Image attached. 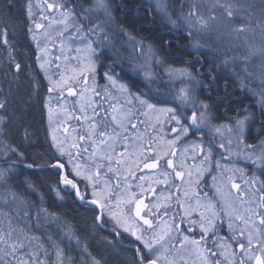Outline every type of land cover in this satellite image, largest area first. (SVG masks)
I'll return each instance as SVG.
<instances>
[{
    "label": "snow or ice",
    "instance_id": "6c2138e0",
    "mask_svg": "<svg viewBox=\"0 0 264 264\" xmlns=\"http://www.w3.org/2000/svg\"><path fill=\"white\" fill-rule=\"evenodd\" d=\"M258 3L257 9L255 0L250 3L214 0L210 7H205L202 0H190L189 10L184 11L182 3L180 15L175 20L169 12L167 0H156L155 9L172 27L186 26L189 37L193 38L217 27L223 28L237 40L254 37L259 31L260 45L249 43L248 54L239 59L247 62L252 56L259 55L264 67V0H258ZM32 7L29 0L28 16L34 21ZM37 7L41 9V19L48 23L47 26L35 23V28L42 30L48 40L53 38L51 33L55 32L60 40L61 54L65 51L69 53L63 55L65 64L75 62L74 67L65 68L70 75L61 72L60 65H57L59 78L54 80L48 77L49 92H58V103L60 99H65V92L68 97L78 98L71 105V112L61 107L54 114L53 109L49 108V125L54 122V115L58 125L72 119L79 125L71 130L63 127L62 132L60 127L52 129V147L57 156L51 165L39 166L41 170L51 168L60 171V184L74 194L80 207L97 213L93 217L96 224L103 227L110 220L115 235H122L119 231L122 229L123 233L134 237L136 264H264V179H261L264 176V140L256 145L244 143L250 117L236 120L235 128L212 125L209 105L197 100L190 86L179 88L173 96L181 108L191 110L190 116L176 108L160 107L161 98L167 94L151 87L156 78L150 71L144 73L148 85L145 91L133 92L128 84L120 82L112 71V64L107 65L108 70L103 74L107 83L98 85L96 70L98 64L103 66L101 57L105 55L104 46L108 41L106 28L111 19L108 0H94L88 7L81 0H74L71 4L69 0H42ZM217 9H220L219 13ZM44 12H48L52 18L43 15ZM54 13H58L59 19L52 15ZM101 14L107 18L104 22L99 20ZM28 31L33 32L31 26ZM31 38L37 41L35 34ZM129 39L134 40V37L129 36ZM0 42L8 47L9 58L12 59L7 28L0 29ZM194 47H201L199 40H196ZM37 48L40 53L37 60L41 69L46 70L49 64L45 59L47 47L40 48L37 41ZM149 52H152L151 47ZM152 55L155 53L152 52ZM232 59L235 61L237 58ZM155 62L164 63L162 59ZM20 67V64H15L16 69ZM243 71L245 79L252 76L246 69ZM165 72L170 80L177 77L189 81L195 79L192 72L185 68L168 66ZM261 101L264 105V93L261 94ZM3 107L4 104L0 103V109ZM77 111L81 115L76 116ZM61 115L64 120H60ZM4 120V117H0V123ZM166 125H175L170 127L172 139H167ZM205 131L213 138L223 139L225 132L229 136L235 135L237 145L242 146L241 151L235 154L231 152V139H228L227 146L220 143L218 148L229 156H242L261 176L253 174L247 177L242 168L222 166L219 160L213 162L214 145L209 143L205 146L202 143ZM190 133H201L197 137L201 143L192 141L190 145L177 150V144ZM118 148L121 150L117 151ZM10 151L16 153L15 149ZM189 151L193 153L192 159L200 160L198 165L186 163ZM257 151L259 155H255ZM17 154L24 158L23 153ZM66 165L67 171H64ZM213 166L218 172L212 176V195L196 191L200 178L206 172L211 174ZM27 167L32 168L33 165ZM145 170L152 174L143 175ZM13 171L12 167L0 169V184L6 185ZM237 173L241 183L235 182ZM133 178L139 180L135 184V192L130 183ZM177 178L180 183L175 182ZM77 180L82 182L83 190ZM154 184L167 186L170 189L168 194L158 193ZM173 188L175 194L171 191ZM146 195H151L155 203H145ZM57 196L63 199L59 191ZM0 200L4 205L0 207V216L3 217L0 220V264H73L72 258L65 256L64 248L51 235L47 239L51 243L52 253L42 237L29 234L28 211L23 212L26 223L14 226V221L20 216V205L24 203L15 192H11V199L5 195ZM172 201H175V210L169 216ZM5 207L10 211H5ZM41 215L44 223L57 219L55 214L41 208L37 213V229L42 228ZM225 230L227 234L221 235ZM64 236L69 243L75 240L80 246L79 238L71 230H66L61 239ZM83 251L87 252L86 245ZM50 255H55V261L48 259ZM91 259L92 264H100L95 257Z\"/></svg>",
    "mask_w": 264,
    "mask_h": 264
},
{
    "label": "trees",
    "instance_id": "16d2710c",
    "mask_svg": "<svg viewBox=\"0 0 264 264\" xmlns=\"http://www.w3.org/2000/svg\"><path fill=\"white\" fill-rule=\"evenodd\" d=\"M108 2L114 25L123 28L139 42L151 46L157 58L162 59L166 65L192 72L196 81L200 82L194 90V96L209 105L208 114L213 117L212 124L233 123L247 116L250 119L245 129L244 143L256 145L264 140V105L259 79L256 74H252L249 79L244 78L243 70L247 68L243 61H233L232 57L208 42L200 43L201 47L195 48L198 35L189 37L186 26L172 27L156 11L152 0ZM189 2L190 0H167L172 19L175 20L180 15L182 3L184 11H188ZM202 2L205 7L212 4L211 0ZM242 2L250 3L253 0ZM28 3L29 0H0V29L8 30L13 57L9 58L8 47L0 42V103L4 104L0 109V117L5 118L0 123V169H14L7 184H0V197L7 195L11 199V192H15L24 201L20 205V216L14 221V226L26 223L23 212L28 211L31 228L29 234L42 237L50 253L53 249L47 239L49 235L64 248L65 256L71 257L73 264H92V257L100 261V264H136V252L131 246L134 241L123 233L117 238L110 229L113 228L110 220L103 227L96 224L93 217L97 213L80 207L74 194L60 184L62 173L51 168L41 170L39 167L54 163L57 153L52 147L45 106L50 86L39 67L38 52L28 31L31 24ZM71 3L74 0H70ZM255 3L258 9V0ZM230 37L236 40L237 45L240 44L233 36ZM225 60L228 61L227 64L224 63ZM101 61L103 66L98 64L97 74L103 78L107 70L105 55L101 57ZM15 64H20V69H16ZM112 71L133 92L145 91L148 86L121 65H114ZM161 99L159 106L171 105L181 111L182 108L175 100L164 96ZM10 149H15L16 153ZM17 153H23L24 158L21 159ZM29 164L33 167L28 168ZM259 175L261 176L260 172ZM77 183L81 184L83 190L82 182L77 180ZM57 191L63 199L57 196ZM0 207H4L2 200ZM41 208L55 214L57 219L44 223L41 215L42 228L37 229V213ZM4 210L10 211L7 207ZM13 215L16 213L13 212ZM2 219L0 216V220ZM65 230H71L79 238V247L75 240L69 243L68 239H61L60 234ZM85 245L87 252L83 251ZM48 259L55 261L56 257L50 255Z\"/></svg>",
    "mask_w": 264,
    "mask_h": 264
},
{
    "label": "rangeland",
    "instance_id": "374dc122",
    "mask_svg": "<svg viewBox=\"0 0 264 264\" xmlns=\"http://www.w3.org/2000/svg\"><path fill=\"white\" fill-rule=\"evenodd\" d=\"M38 2L42 3V0H31V3L33 5L32 12L34 14V21H33V19H31V24H30V26L33 29V32L31 33V37L33 34H35L37 36V41H39V43H40V48L47 47L48 55L45 57V59L49 61V64L46 65V70L41 69L39 61H38V64H39L40 69L44 73L46 80L50 86V80L48 79V77H52V79H54V80L59 78L60 73H58L56 71L57 65H60V71L61 72H64L65 75H70L71 74L70 71H65V68L67 67L68 69H70L71 67H74L75 62H73L70 65L65 64V61L63 59V55H69V53H67V51H65V53L63 55L61 54L60 40L56 38L55 32L51 33L53 38L51 40H48L44 36L42 30H37L35 28V23H42L45 26H47V23H48L47 20L41 19V9L39 7H37ZM49 2H52V0H49ZM81 2L84 4L85 7H88L89 5L94 3V0L81 1ZM152 2L154 5L156 4V0H152ZM213 2H214V0H211V3H213ZM221 2H224V0H221ZM69 3H70V0H69ZM219 11H220V9H217V13H219ZM43 15L48 16L49 19L52 18L48 12H44ZM52 15H55L56 18L59 19L58 13H54ZM106 19L107 18L103 14L99 15V20L101 22H104ZM89 27H91V25H89ZM106 32L108 35V41L105 42L104 51H105V57L107 59V65H109V64H112L113 66L114 65H121L122 67H125L127 70H129L132 74L141 78L146 83H147V81L144 78V73L146 71L152 72L153 76L156 79H155V82L151 85V87L153 89L158 88L161 93L167 94L164 97H167L169 99H173V96L176 94L177 90L181 87L190 86L195 90V88L199 85V83H196V79H194L193 81H189L187 78L181 79V78L177 77L175 79L170 80L169 76L165 72V68L168 67V65H166L165 63L157 64L155 62L156 59H159V58H157L156 54L154 56L152 55V52H154V50L152 48H151L152 52H149V47H151V46H148V44H144V43L141 44L135 38H134V40H130L129 39V36H131L130 34H128L126 31H124L123 28H120V27L114 25L113 20H112V15H111V19L108 20V26L106 28ZM66 35H67V33H66ZM197 38H199V42L201 44H203L205 42L211 43V44L215 45L216 47L220 48L224 53H226V55H229L232 58L236 57L237 59L248 54L247 45L249 43L254 42L257 46L260 45V33H259V31H257V33L255 34L254 37L248 36L246 38L238 39V41L240 42V44H238V45H237L236 40L232 39L230 37V34H228L227 31H225L223 28H220V27L214 28L210 31L203 32V33L199 34L197 36ZM32 41H33L34 45L36 46L38 55H40L39 49L37 48V41H34L33 39H32ZM217 44H219V46ZM71 55L74 56V55H76V53H71ZM57 57H60V59L57 60L56 59ZM113 61L116 63H113ZM229 62L231 63V61H229ZM244 63H245V67L247 68L249 73L253 72L252 74H256L257 78L259 79L258 80L259 89L262 91L261 93H264V84H262V81H264V67L261 66L262 60L260 59V56L259 55L252 56V58L247 61V64H246V62H244ZM97 69H98V65H97ZM116 78L118 79L117 76H116ZM120 82H122V81L120 80ZM89 83H91V81H89ZM96 83L100 86H103L107 83V81L104 78V75H103V78H101L97 74V70H96ZM58 95H59L58 92H55V91L50 92L46 98V103H45L46 111H47V123H48V128H49L50 139H51L53 128L60 127V131L62 132L63 127H68L70 130L72 128L79 127L78 122L75 119L67 121L66 124H64V125H58L55 122V115H54V122L52 123L51 126L49 125V113H48L49 108L53 109L54 114L61 107H66L68 109V111L71 112L72 111L71 105L75 104L76 100L78 99L77 97H68L67 92H65L64 93L65 99H60L59 103H58ZM173 100H175V99H173ZM175 101L177 102V104H179V102L177 100H175ZM76 106H77V108L79 107L78 104ZM160 107L175 108V107H172L171 105L160 106ZM181 111H185L186 114L189 116L191 115V110L182 108ZM75 115L79 116V115H81V113L79 111H77L75 113ZM60 120H64V117L62 115L60 116ZM235 122H233V123H230V122L229 123H222V124H219L216 126L230 125L233 128H235ZM185 123H187V121H185ZM212 125H215V124H212ZM170 127H175V125H171V126L166 125L165 126V131L168 132L167 139L173 138V134L170 132ZM200 135H201V133H190L186 139H182L177 144V150L182 149L187 145H190L192 141H196L197 143H201V141L197 139V137ZM228 139L232 140L231 152L233 154L242 150V146L237 145L235 135L229 136L228 133L225 132L224 138L221 139L220 137L213 138L212 134L208 133L207 131H205L203 133L202 143L205 146H207L209 143L214 145L213 156H212L213 162H215L216 160H219L222 166L227 165L229 167L242 168L246 172L247 177H251L253 174L260 176L259 171H257L256 168L254 166H252L249 161H246L242 156L241 157H237L236 155L229 156L228 153L225 152L223 149L218 148V145L220 143H224L227 146ZM206 140H207V142H206ZM51 142H52V140H51ZM214 149L217 151L216 153H215ZM120 150L121 149H119V148L117 149V151H120ZM214 153L216 154L215 157H214ZM192 155H193V153L191 151H189L187 153L188 159H187L186 163L189 165H191V164H197L198 165L200 163V160L199 159H195V160L192 159ZM255 155H259V152L257 151V153H255ZM217 172H218V170L215 169L214 166L211 169V174L206 172L204 174V176L200 178V184H199V186L196 187V191L208 192L209 195H212V193L214 191L211 187L212 186V176L217 175ZM151 174L152 173L149 170H145L143 172V175H145V176H149ZM137 175H140V173H137ZM207 177H209L208 178V184L206 181ZM175 182L180 183L178 178L176 179ZM235 182L241 183V178H240L238 173L236 174V181ZM130 183L133 184L132 191H134V192L137 191V189L135 188V184L139 183V180L133 178V180L130 181ZM153 187L158 189V193L163 192L164 195H167L169 190H170L167 186H158V185L154 184ZM171 191L173 194H175L174 188L171 189ZM209 191H211V192H209ZM144 199H145V203H148L150 205L152 203H155V201L152 199L151 195H146ZM174 210H175V201H172V209L169 211L168 215L171 216L173 214ZM154 211H155V209H154ZM160 215H163V213H160ZM110 223L112 224L111 221H110ZM103 226H104V224H103ZM110 229L112 230L113 228H110ZM65 231L62 232L60 235L62 236L65 233ZM119 231H121V233H123L122 229H120ZM123 234H125L127 237L131 238L133 241L135 240V238L132 237L129 233H123ZM220 234L226 235L227 232L225 230V231L221 232ZM119 237L120 236H117V238H119ZM64 238L67 239L66 236H64Z\"/></svg>",
    "mask_w": 264,
    "mask_h": 264
},
{
    "label": "water",
    "instance_id": "95a60500",
    "mask_svg": "<svg viewBox=\"0 0 264 264\" xmlns=\"http://www.w3.org/2000/svg\"><path fill=\"white\" fill-rule=\"evenodd\" d=\"M132 247H134L133 245H131Z\"/></svg>",
    "mask_w": 264,
    "mask_h": 264
}]
</instances>
